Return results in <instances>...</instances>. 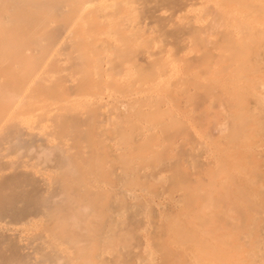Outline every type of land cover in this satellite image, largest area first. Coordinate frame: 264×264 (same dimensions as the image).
Wrapping results in <instances>:
<instances>
[{
	"label": "rangeland",
	"instance_id": "rangeland-1",
	"mask_svg": "<svg viewBox=\"0 0 264 264\" xmlns=\"http://www.w3.org/2000/svg\"><path fill=\"white\" fill-rule=\"evenodd\" d=\"M157 1L162 0H92L81 15L68 5L71 29L85 41L74 55L84 62L77 72L65 70L74 51L57 54L54 81L44 75L36 83L43 85L37 101L18 117L34 123L52 103L70 110L67 115L93 107L88 118L80 114L92 116V133L87 124L81 129L90 134L84 133L88 142L77 137L82 133L70 140L77 127L68 123L69 132L48 122L35 133H53L40 136L41 142L64 141L70 156L78 155L73 145L78 143L79 152V144H87L80 151L88 158L84 165L100 164L99 180L90 170L95 165L82 168L96 177L84 174L91 182L85 189L98 184L93 190L105 197L103 207L110 204L114 232L126 237L114 238L108 245L114 250L98 258L100 264L116 257L121 264H264V0H166L161 8ZM153 14L161 18L152 20ZM21 155L4 162L21 164L19 171L43 168L39 174L32 170L42 186L58 177L56 168L50 171L53 155ZM38 222L29 231L20 225L16 230L24 229L27 240L45 230L46 222L40 221L44 228Z\"/></svg>",
	"mask_w": 264,
	"mask_h": 264
},
{
	"label": "bare ground",
	"instance_id": "bare-ground-1",
	"mask_svg": "<svg viewBox=\"0 0 264 264\" xmlns=\"http://www.w3.org/2000/svg\"><path fill=\"white\" fill-rule=\"evenodd\" d=\"M54 1L55 3L51 4L49 0H0V264H100L101 261H98L97 259L101 258L104 253L114 250V247L111 248L108 245L111 243L112 246L114 238L119 240L121 237L113 230V217L108 213L111 208L110 204H106L107 202L105 203L104 200L102 202L106 205L103 207V203H100L105 197L102 196L103 198L101 199V195L99 196V194L102 193L99 192V194H96V191L93 190L95 187H98V184L97 186L95 185L92 190H87V188L90 187L89 184H91V182L89 183V181H87V178L90 176L88 173H85V171L88 170L86 169L83 173L82 168L83 170L85 169L86 166L84 164L88 158H86L85 161V158L83 157V154H80V151L84 150H81V148H83L82 146H85L86 148L88 147V149L89 146L87 144H82L80 146L79 144L80 151L75 152V148H77L75 145L78 143H74L75 145L71 143L73 147L72 145H69V149L71 150L74 148V151H72L73 149L71 151L73 153H77L78 157L75 156L76 154L70 156V154L68 155L69 152H67L68 147H66L67 149L65 150L63 146L66 145L61 146L64 141L61 144H57V146L55 144L54 146H47V144L41 142L43 140L42 137L45 136L47 139L50 137L49 135L51 132H45L44 136L40 135L42 136L41 138H39V133H35V130H41L42 126L48 122H53V126L55 125L57 128L60 126V129L66 127L65 125L68 123L70 126L72 125V128L77 127L75 129L76 132L72 130L73 132L70 133L71 135L73 133H75V135H80L82 133V136H76L80 137V139L86 138L84 140L88 142L90 137H86L85 135L90 136L93 131L91 126L94 124L90 123L89 125L88 120H92V116L91 119L86 120L88 118V112L90 111L89 109L91 108L89 106L90 104H88L90 108L87 111H84V108L86 107L85 105V107H81L83 111L82 109L80 110L83 113L80 111L79 113L77 111L78 113L76 112V114L74 112L76 115L73 113L70 114L71 112L68 113L70 115H67L66 112H69L70 110L65 111L66 107L64 106L60 108L57 107V109L55 106L56 104L54 105V103H52L54 106L48 104L50 107H48L46 113H44L45 117L43 118L42 116L44 115L38 114L34 123L18 117L19 113L25 110L23 107L26 106V104H28L32 99L37 101V96L35 95L40 92L38 89L42 88L43 85L41 84L36 87V83H41V80L44 79V75L46 76V80L48 82L54 81L51 79L50 75L56 74L55 72L57 68L55 67V61L53 60L56 58V55L68 51H72L73 53L75 49H78L77 47L80 45V42H83L82 40H84L82 39L80 41L79 39L80 37L83 38V36L75 37V29H71L73 23L75 22L74 20L71 21V19H68V15L70 14L68 7L72 5L70 7H72L77 13L79 12L78 14L81 15V12L83 14V11L87 10L92 5V0H84L80 4L78 0H74L73 2L71 0ZM70 1L72 3H70ZM165 1L166 0H162L161 2L159 1L161 4L157 1L158 5H156L160 7L162 4H165ZM169 4H171L170 1L167 5ZM173 5H175V2ZM156 7L153 9L157 10L158 7ZM51 15L55 18L53 22L49 21ZM154 15L155 14L152 16L153 18L150 17L152 20L159 17H154ZM74 54L75 51L71 54V58L68 59L71 61V66L67 67L68 69L65 67V70H69V68H76V72L80 70L79 66L83 64L84 60ZM46 65H48V67L51 66V69L44 71L43 67ZM75 71L73 72L74 75H76ZM50 86L51 84H46L44 86V94L50 90V88L49 90L46 89ZM55 89L56 88H54V90ZM44 96L45 95H43V97ZM49 96L50 95H48V98ZM44 98L42 100H44ZM51 101L48 100V103ZM103 105H106V108L108 103ZM91 109H93V107ZM84 112H87V114L85 113L84 115ZM80 114L87 118H82ZM96 114L98 115V113ZM99 115L101 116L103 114ZM99 120L101 119L99 118ZM240 122H244V119ZM84 124H87L86 127H84L87 132L89 130L86 128H91V133L88 132L90 134L82 132ZM100 125H103V123L100 122ZM67 126L70 127L69 125ZM95 127L93 126V128ZM65 129H67V127ZM102 129L104 128L101 127L99 131L101 130L102 132ZM52 130L54 131V128ZM69 130L67 129L68 132ZM61 131H63V129H61ZM52 135L53 133L51 136ZM67 135L68 134L64 135L63 133L61 137L63 138V136H66L65 139L67 140ZM75 135L73 134L72 137L70 136L71 139H69L72 140L74 138L76 140L77 137H73ZM99 137L101 138V136ZM93 138L95 137L93 136ZM65 139L63 138V140ZM69 139L68 141H70ZM74 139L73 141H75ZM93 141L95 142V140ZM20 153L22 154L21 156L24 157H26V155L35 154V157H33L34 159L38 156L40 157L41 155H44L46 159H49V156L53 155V160L51 159V161H53L55 165H52L51 167L49 166L50 171H52L51 168L53 167L54 169L56 168L55 170L59 171V173L61 170V173L59 174L53 170L54 173L56 172V175L58 173V177L55 178L53 177L54 175L51 176L53 177V180L51 182L45 180V184L42 186V178L39 177L40 175L38 176L35 174L38 170L35 171L33 168L32 170L35 172L31 169L30 171L29 169L28 171H19L21 164L16 162H4V159L11 154L20 155ZM93 153H95V150ZM86 154L88 153H85V155ZM79 155L84 158V162L81 161L82 158ZM94 155L95 154H93V156ZM72 156L77 158L73 160ZM70 157H72V160ZM100 159L101 158H99V160ZM97 161L98 160H96V162ZM96 162L86 168H90L95 165L90 170L92 172H95V170L100 171V164L97 163L99 166H96ZM31 163L30 165H33ZM90 164L91 161H88V165ZM25 167H27V165H25ZM9 168L16 169L12 174L7 175L5 174V171ZM30 168H32V166H30ZM42 169L36 173H41ZM95 173L94 175H96L97 178L92 175V173L91 175L99 180L100 178L97 176L99 175L98 172L96 174ZM42 174L44 175L45 173ZM107 174L108 173H105V175ZM47 175L48 179L50 175ZM92 176L90 178L94 181L95 179ZM106 178H108V176H106ZM106 178L102 182H105ZM98 180L93 183H97ZM123 181L125 182V180ZM86 183H89V186L85 189V186L87 185ZM44 190L45 192H43ZM91 191H93L94 194ZM117 195H121V193H118ZM99 204L101 206H99ZM33 221H39V225L42 224V222L40 224V221H43V223L46 222L48 225L44 223L46 226L44 231L41 229L42 232L40 231L39 233L37 232V234H31L33 237H25L27 239L25 240V230L20 229L17 231V226H26L27 229V226H29ZM35 223L33 224L35 225ZM45 226L41 225L42 228ZM179 228L181 227L178 226V229ZM177 232H179V230ZM185 234L186 233H184V235ZM175 235L178 236L177 233ZM182 235L179 236L180 239L185 240L186 235L185 237L183 236V239ZM123 237L125 236H122L121 238ZM116 239L115 242L117 241ZM123 239H126V237ZM123 239L120 240L125 241ZM23 240L24 243H22ZM184 240L182 242H184ZM116 258L119 259V257ZM116 258L114 259L116 260ZM118 259L116 261H118ZM115 260L114 263L116 264ZM110 261L111 260H108L109 263ZM118 263L121 264L120 261H118ZM183 263H186V261Z\"/></svg>",
	"mask_w": 264,
	"mask_h": 264
}]
</instances>
